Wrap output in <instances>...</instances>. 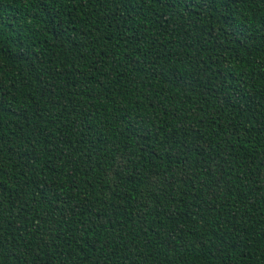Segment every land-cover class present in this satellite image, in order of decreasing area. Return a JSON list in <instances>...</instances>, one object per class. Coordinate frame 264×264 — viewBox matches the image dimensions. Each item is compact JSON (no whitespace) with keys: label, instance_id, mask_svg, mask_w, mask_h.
Here are the masks:
<instances>
[{"label":"trees","instance_id":"1","mask_svg":"<svg viewBox=\"0 0 264 264\" xmlns=\"http://www.w3.org/2000/svg\"><path fill=\"white\" fill-rule=\"evenodd\" d=\"M0 264H264V0H0Z\"/></svg>","mask_w":264,"mask_h":264}]
</instances>
